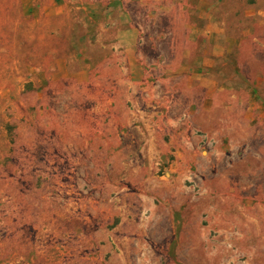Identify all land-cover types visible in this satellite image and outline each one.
Returning a JSON list of instances; mask_svg holds the SVG:
<instances>
[{
	"label": "rangeland",
	"instance_id": "obj_1",
	"mask_svg": "<svg viewBox=\"0 0 264 264\" xmlns=\"http://www.w3.org/2000/svg\"><path fill=\"white\" fill-rule=\"evenodd\" d=\"M195 6L0 0V264H264V63Z\"/></svg>",
	"mask_w": 264,
	"mask_h": 264
},
{
	"label": "crops",
	"instance_id": "obj_2",
	"mask_svg": "<svg viewBox=\"0 0 264 264\" xmlns=\"http://www.w3.org/2000/svg\"><path fill=\"white\" fill-rule=\"evenodd\" d=\"M226 0H196V6L194 7L197 11L195 15L199 18L207 20L206 25L203 29V33H225L228 29L226 28L227 18L230 24L234 27V31L239 33L243 38L249 42L246 46L245 53L248 62L247 65L255 67L259 63H264V0H241L242 6H226L223 2ZM227 1H239V0H227ZM190 5V4H189ZM193 5L190 6L192 8ZM186 9V8H185ZM187 9H189L187 7ZM227 41L239 42L234 44L231 49L238 54L239 57L242 55L240 40L229 38ZM230 45V44H229ZM231 47V46H230ZM222 47L214 46V55H219V49ZM231 49H227V52H231ZM222 55L224 52H220ZM219 55V56H220ZM261 60L259 61V59Z\"/></svg>",
	"mask_w": 264,
	"mask_h": 264
}]
</instances>
